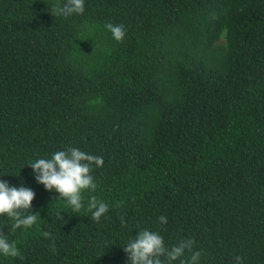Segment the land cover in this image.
I'll list each match as a JSON object with an SVG mask.
<instances>
[{"label":"trees","instance_id":"obj_1","mask_svg":"<svg viewBox=\"0 0 264 264\" xmlns=\"http://www.w3.org/2000/svg\"><path fill=\"white\" fill-rule=\"evenodd\" d=\"M57 2L0 0V180L39 214L15 232L0 215L24 257L0 264H127L144 229L193 239L199 264H264V0H84L67 18ZM69 147L104 160L79 212L29 166Z\"/></svg>","mask_w":264,"mask_h":264},{"label":"clouds","instance_id":"obj_2","mask_svg":"<svg viewBox=\"0 0 264 264\" xmlns=\"http://www.w3.org/2000/svg\"><path fill=\"white\" fill-rule=\"evenodd\" d=\"M50 12L54 17L67 18L73 14L82 15L85 11L84 0H65L63 4H50ZM106 29L111 32L113 39L122 42L126 36V28L123 24L114 25L107 23ZM104 163L102 156L88 154L75 147L56 151L51 158H39L29 166L33 169L36 181L42 184L49 192L55 190L59 193V200H64L71 206L74 212H79L83 207L84 190L94 192L97 188L94 177L91 174L93 165L97 168ZM35 192L25 186H10L5 180H0V215L11 218L12 231L21 227H32L38 217V213L30 211ZM118 202L116 207H120ZM87 210L91 213L92 220L99 222L102 216L109 210V205L96 196H91ZM29 213L24 215L23 213ZM161 224L167 223L165 216H160ZM123 225L124 221L121 218ZM46 238L52 239L48 232L42 233ZM195 241L193 239H181L178 244L170 249L165 246L164 239L159 232L147 229L140 230L134 239L130 240L123 250L127 253V264H172L182 257L187 250L191 253L190 260H181V264H199L202 253L193 251ZM55 251V246H52ZM0 254L5 257H19L24 259L17 244L9 242L8 235L0 231ZM164 258V259H162ZM235 264H243V258L239 255L234 257Z\"/></svg>","mask_w":264,"mask_h":264}]
</instances>
